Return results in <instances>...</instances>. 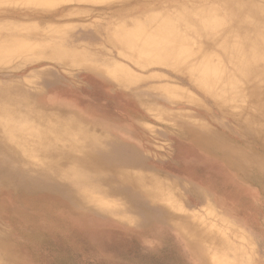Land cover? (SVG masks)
Here are the masks:
<instances>
[{
  "label": "rangeland",
  "instance_id": "rangeland-1",
  "mask_svg": "<svg viewBox=\"0 0 264 264\" xmlns=\"http://www.w3.org/2000/svg\"><path fill=\"white\" fill-rule=\"evenodd\" d=\"M263 59L264 0H0V93L77 109L144 164L112 180L98 145L82 196L26 157L23 190L0 187V264H264Z\"/></svg>",
  "mask_w": 264,
  "mask_h": 264
},
{
  "label": "bare ground",
  "instance_id": "bare-ground-1",
  "mask_svg": "<svg viewBox=\"0 0 264 264\" xmlns=\"http://www.w3.org/2000/svg\"><path fill=\"white\" fill-rule=\"evenodd\" d=\"M248 16H256L258 12L255 9H248L246 11ZM9 18H20L18 14L14 12H9ZM35 18V15H32ZM53 17V16H52ZM50 17V18H52ZM44 18V17H42ZM147 45V43H144ZM260 54L257 55L259 59ZM262 60V59H261ZM264 61V59H263ZM24 95L18 92H12L9 90L2 91L0 93V187L4 186L6 189H9L12 192H19L23 190L24 182L26 180L22 179V175H24L27 170L23 168L24 163H26V157L38 156L48 162L49 173L45 170L39 171V173L47 176L53 177V179L61 180L67 179L71 181L72 187L74 185L79 186L78 190L81 192L80 195L87 185H91L94 181V175H91V168L98 164L99 155L102 154L99 151V147L90 142L91 145H55L56 139L62 140L63 142H72V135H77L81 137H88V134L84 135V131L87 128L84 125L83 121L78 119L76 123V118L72 119L68 116L61 117L59 120L58 117H49V120L41 118L40 112L33 111L32 104L28 105V99L23 97ZM49 104V103H48ZM41 109H48V107H38ZM70 109V108H69ZM37 110V109H36ZM50 110V109H49ZM63 110V109H62ZM61 110V111H62ZM60 111V112H61ZM39 115V116H38ZM42 115V114H41ZM75 121V122H74ZM94 121V120H93ZM78 124V125H77ZM95 126L98 123L94 124ZM104 126V125H103ZM64 127V130L61 129ZM109 127V126H108ZM89 128V127H88ZM48 130L46 136L43 137L44 141L39 142V145H32L30 143V139H36L38 142V138H41L40 130ZM48 134H52L53 138H48ZM101 139V137L99 138ZM6 143H11L13 145H7ZM198 143V142H197ZM203 146V145H202ZM205 146V144H204ZM220 146V145H219ZM221 145L220 147H222ZM90 148V154L84 153L83 148ZM218 146H216L217 148ZM205 148V147H204ZM220 149V148H219ZM222 149V148H221ZM223 150V149H222ZM74 153H82L80 156L75 155ZM65 152V153H64ZM217 152V151H215ZM94 153L98 155V158L94 156ZM218 153V152H217ZM217 156V155H216ZM115 161L117 163H127V166L137 165L142 167L143 160L137 153H129L126 154L125 157L116 156ZM232 161V160H231ZM65 162V163H75L78 166V169H70L67 171H61L58 169L57 164ZM14 165L15 167H11ZM241 165V164H240ZM258 165V164H257ZM260 166V165H258ZM234 168V166L232 167ZM251 168V167H250ZM252 169V168H251ZM261 170V169H260ZM242 171V170H241ZM264 173V169L261 170ZM95 172V171H94ZM99 173V172H98ZM96 176H98L96 174ZM124 181L123 179H121ZM253 180V179H252ZM86 182V183H85ZM33 185L34 188L40 185L41 182L30 179L28 182L29 185ZM76 186V187H77ZM84 187V188H83ZM94 190V189H93ZM51 191V188H49ZM70 194L72 197H76L77 194L75 190L70 189ZM25 196L24 194H22ZM83 196V194H81ZM92 196V194L89 193ZM10 197H15L17 195H13L9 193ZM34 196V195H32ZM43 196L50 197V195L42 194V196H34L35 198H40ZM52 197V196H51ZM94 198V196H92ZM54 198V197H53ZM15 199V198H14ZM29 200V199H28Z\"/></svg>",
  "mask_w": 264,
  "mask_h": 264
},
{
  "label": "crops",
  "instance_id": "crops-1",
  "mask_svg": "<svg viewBox=\"0 0 264 264\" xmlns=\"http://www.w3.org/2000/svg\"><path fill=\"white\" fill-rule=\"evenodd\" d=\"M138 98V97H137ZM33 100H35V102L36 101H43V99H38V98H36V99H33ZM48 101H51V103L54 101V100H50L49 98H48ZM37 104H34V107H36L35 109H33V111H38V112H40L39 114H40V116H42L41 118H44V119H47V120H49V117L51 118V117H64V116H68L69 118H72V119H74V118H76L77 120H76V123H77V121H79L78 119H80L81 121H82V117L83 116H81L80 115V113L78 112V111H76V110H74V109H68V108H58V107H55V106H52L49 102V104H40V103H38V102H36ZM39 106H42V107H48V109L46 110V109H41V110H39L38 109V107ZM37 109V110H36ZM50 109V110H49ZM63 109V110H62ZM62 110V111H61ZM47 111H49V113H47ZM61 111V112H60ZM42 114V115H41ZM39 116V115H38ZM75 122V121H74ZM96 123H98V125L97 126H95L94 124L95 123H92V124H90V123H88L87 125L88 126H86L87 128L85 129L86 131H84V135H86V134H88V136H89V138L87 137H81L80 138V140H81V142L82 143H84V145H91L90 144V142L92 143V140H93V143L95 144V145H105L104 147H102L103 149H107L108 148V160H109V165H110V167H112V175H113V179L112 180H117V166H118V164H117V162L115 161V157H116V152H117V148H118V146L116 145V141H115V137L116 136H114V133H111V132H109V131H107V130H109V128L110 127H108V129L106 130V128H105V126H103L104 124L103 123H100V122H96ZM83 124H84V122H83ZM78 125V124H77ZM89 127V128H88ZM61 129L62 130H64V127H61ZM101 130H103V131H101ZM65 131V130H64ZM108 132V135L110 136L109 137V139L110 140H108L107 142H104L103 144H101V143H98L97 142V139H99L101 136H104V135H102V134H106L105 132ZM73 136H74V134L72 135V138H73ZM111 137H114V139L113 140H111ZM102 138V137H101ZM63 142V141H62ZM67 143H69L70 145H77L78 143L77 142H75V141H72V142H67ZM7 144V143H6ZM56 144V143H55ZM108 146V147H107ZM99 147V150L101 149L100 148V146H98ZM89 148V147H88ZM90 149V148H89ZM124 149H129V148H127V147H125ZM129 150H131V149H129ZM65 153V152H64ZM142 160H143V158H142ZM96 165V164H95ZM121 167H124V170H126V169H129V168H132V166H121ZM111 169V168H110ZM264 169V168H263ZM91 170H93L91 173L94 175V178L95 177H97L96 176V174L97 175H99V173L98 172H100V170H95V168H94V166L91 168ZM123 170V169H122ZM261 170H262V168H261ZM95 171V172H94ZM123 173V172H122ZM125 173H127V172H125ZM124 177H126V176H124ZM120 178H122V176H120ZM126 178H128V177H126ZM95 180H100V179H97V178H95ZM28 181H30V180H28ZM25 184V183H24ZM72 188V187H71ZM71 188H69L68 189V192L70 191V189ZM2 190H8V189H6L4 186H2ZM83 190V192H84V189H82ZM69 196H71L72 197V195L71 194H69Z\"/></svg>",
  "mask_w": 264,
  "mask_h": 264
}]
</instances>
